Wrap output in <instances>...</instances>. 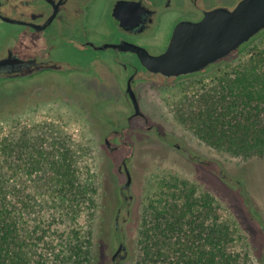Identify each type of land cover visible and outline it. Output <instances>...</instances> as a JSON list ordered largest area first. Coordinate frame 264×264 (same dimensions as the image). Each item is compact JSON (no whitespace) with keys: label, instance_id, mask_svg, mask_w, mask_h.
Masks as SVG:
<instances>
[{"label":"rangeland","instance_id":"374dc122","mask_svg":"<svg viewBox=\"0 0 264 264\" xmlns=\"http://www.w3.org/2000/svg\"><path fill=\"white\" fill-rule=\"evenodd\" d=\"M173 18V13L166 14L163 25ZM263 47L264 31L206 72L146 87V112L171 130L193 158L147 133L151 151L157 154L131 155V183L124 194L120 189L126 178L117 170L120 158L104 153L94 112L80 108L75 97L49 86L36 89L37 99L24 101L22 109H0V138L9 134L23 138L34 146L31 154H39L36 164L20 167L7 182L31 195L34 210L30 217L21 216V221L51 224V233L42 235L50 243L43 245L40 233L35 234V253L48 248L52 258L48 264H69L54 261V256L65 254L78 237L86 240L92 264H112L110 256L120 242L128 255L117 264H141L145 256H149L148 264H173L178 256H191L193 249L182 244L181 237L187 233L190 238L189 222L195 219L192 226L196 228L202 215L206 224L215 217L237 224L242 237L226 249L238 253V263L264 264V156H235L207 144L199 137L195 120L201 97L217 77L230 75L233 67L249 57H260ZM119 85L115 84L117 95ZM67 165L75 169L84 190L76 198L68 194L62 207L59 167ZM241 193L246 194V202ZM190 194L196 200V217H188L186 211L179 220ZM200 200L204 201L197 205ZM177 224L186 230L178 231Z\"/></svg>","mask_w":264,"mask_h":264},{"label":"flooded vegetation","instance_id":"af4514ba","mask_svg":"<svg viewBox=\"0 0 264 264\" xmlns=\"http://www.w3.org/2000/svg\"><path fill=\"white\" fill-rule=\"evenodd\" d=\"M239 1L0 0V109H22L37 99L36 89L49 86L75 97L94 112L104 153L120 158L117 170L125 178L132 154H157L147 133L193 158L148 115L145 89L206 72L229 55L202 71L170 76L152 71L145 57L165 53L179 23L198 22L216 8L232 10ZM115 84H122L118 95Z\"/></svg>","mask_w":264,"mask_h":264},{"label":"trees","instance_id":"16d2710c","mask_svg":"<svg viewBox=\"0 0 264 264\" xmlns=\"http://www.w3.org/2000/svg\"><path fill=\"white\" fill-rule=\"evenodd\" d=\"M213 84L201 97L202 102L195 114L199 137L207 144L235 156H264V47L260 57L241 61L232 68L230 75L217 77ZM31 148L34 149L32 144L12 134L0 138V264H36L39 257L40 264H48L52 260L48 248L45 253H35V234L40 233L41 238L38 239L43 241V245L50 243L42 235L51 233V224L44 220L30 224L21 221V216L30 217L34 210L31 195L29 192L24 194L15 185L7 184L8 178L20 167H31L37 163L39 154H31ZM40 157L45 160L43 157L47 156L40 154ZM59 168L62 169L60 192L61 201H65L61 202V206L64 207L68 194L76 198L84 188L77 182L75 169L70 165ZM195 201L192 194L185 197L186 210L179 211V220L186 211L188 217H194ZM203 201L200 200L197 205ZM194 221L192 219L189 222L190 238H186L187 233H183L184 238L181 237V243L193 249L191 256H178L173 264H242V261L237 262L238 253L226 249L227 244L242 237L233 220L227 223L215 217L210 224H206L201 215L196 228L192 226ZM177 226L180 232L186 230L181 224ZM85 241L77 237L65 254L54 256V261L92 264L89 246H86ZM148 257L145 256L141 264H148Z\"/></svg>","mask_w":264,"mask_h":264},{"label":"water","instance_id":"95a60500","mask_svg":"<svg viewBox=\"0 0 264 264\" xmlns=\"http://www.w3.org/2000/svg\"><path fill=\"white\" fill-rule=\"evenodd\" d=\"M264 31V0H240L228 10L216 8L205 13L198 22L179 23L172 35L166 52L159 56H146V64L152 71L165 75H181L202 71L207 65L237 52L253 37ZM128 188L131 175L126 170ZM246 202V194L241 193ZM118 227L117 219L114 220ZM128 252L120 242L110 259L112 264L127 258Z\"/></svg>","mask_w":264,"mask_h":264}]
</instances>
